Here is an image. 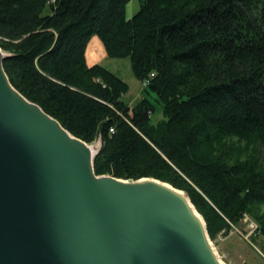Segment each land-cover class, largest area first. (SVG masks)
I'll list each match as a JSON object with an SVG mask.
<instances>
[{
	"label": "trees",
	"instance_id": "1",
	"mask_svg": "<svg viewBox=\"0 0 264 264\" xmlns=\"http://www.w3.org/2000/svg\"><path fill=\"white\" fill-rule=\"evenodd\" d=\"M130 1L0 0L11 84L74 136L101 140L97 175L184 190L212 238L246 214L264 230V0H139L128 18ZM94 35L130 58L134 107L121 76L87 64Z\"/></svg>",
	"mask_w": 264,
	"mask_h": 264
},
{
	"label": "water",
	"instance_id": "2",
	"mask_svg": "<svg viewBox=\"0 0 264 264\" xmlns=\"http://www.w3.org/2000/svg\"><path fill=\"white\" fill-rule=\"evenodd\" d=\"M6 56L0 50V264H218L206 223L181 195L139 182H164L156 178L97 175L101 146L93 154L16 90Z\"/></svg>",
	"mask_w": 264,
	"mask_h": 264
},
{
	"label": "rangeland",
	"instance_id": "3",
	"mask_svg": "<svg viewBox=\"0 0 264 264\" xmlns=\"http://www.w3.org/2000/svg\"><path fill=\"white\" fill-rule=\"evenodd\" d=\"M139 8V0L130 1L127 5V17L131 18ZM0 50L3 51L1 48ZM94 50L97 51V55L92 57V52ZM86 52L89 65L101 64L117 73L129 84L130 89L128 93L123 95V99L128 102L131 107H134L143 98V85L132 72L130 58L109 57L98 35H94L90 39ZM150 98L153 99L152 97ZM161 117L162 114L159 113L156 119ZM229 142L247 147L246 141L238 140V138L232 137ZM92 145L101 146V140H97L92 143ZM181 191L189 199L187 193L184 190ZM191 204L196 208L193 203ZM254 209L257 211L258 216L262 217L264 220V205H258L254 207ZM196 211L206 223L203 215L198 210ZM262 229V225L254 216L246 214L239 224L232 225L230 230H224L219 233L216 238L210 237L208 233V241L212 249L216 252V255L220 256L227 264H264V230Z\"/></svg>",
	"mask_w": 264,
	"mask_h": 264
},
{
	"label": "bare ground",
	"instance_id": "4",
	"mask_svg": "<svg viewBox=\"0 0 264 264\" xmlns=\"http://www.w3.org/2000/svg\"><path fill=\"white\" fill-rule=\"evenodd\" d=\"M97 55V51H93L92 52V57H95ZM88 146V148L90 147V149L92 150V153L94 154L95 152H96V148H97V145H90V144H88L87 145ZM103 176H107V175H103ZM119 182H121V183H124V184H129V181H125V180H118ZM155 182V183H157V184H159L160 186H162V187H165V188H167V189H170L171 191H173L174 193H177V194H179V195H181V197L182 198H184V200H185V202L186 203H188V205H189V207H190V209H191V211L193 212V214H195L194 216H196L198 219H199V221H200V224H201V226L203 227V228H205V224H204V220H203V218L201 217V215L196 211V209L193 207V205L190 203V201H189V199L184 195V193L180 190V189H177V188H175V187H173V186H171L170 184H168V183H165V182H161V181H157V180H153V179H141V181H139V182H141V183H143V182ZM205 230V229H204ZM213 250V249H212ZM213 252H214V256H215V258H216V260H217V263L218 264H227L226 262H224V260L220 257V256H218V255H216V252L213 250Z\"/></svg>",
	"mask_w": 264,
	"mask_h": 264
},
{
	"label": "crops",
	"instance_id": "5",
	"mask_svg": "<svg viewBox=\"0 0 264 264\" xmlns=\"http://www.w3.org/2000/svg\"><path fill=\"white\" fill-rule=\"evenodd\" d=\"M89 45V44H88ZM105 47V46H104ZM87 48H88V46H87ZM105 50H106V48H105ZM86 51H87V49H86ZM87 53V52H86ZM106 53H107V51H106ZM86 61H87V58H86ZM87 64H88V62H87ZM89 65V64H88ZM94 65V64H93ZM89 66H92V65H89Z\"/></svg>",
	"mask_w": 264,
	"mask_h": 264
}]
</instances>
